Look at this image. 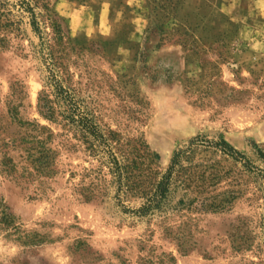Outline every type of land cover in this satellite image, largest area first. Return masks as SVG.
Listing matches in <instances>:
<instances>
[{
    "label": "rangeland",
    "instance_id": "374dc122",
    "mask_svg": "<svg viewBox=\"0 0 264 264\" xmlns=\"http://www.w3.org/2000/svg\"><path fill=\"white\" fill-rule=\"evenodd\" d=\"M53 4L75 42L101 45L83 83L89 76L84 93L104 131L143 139L159 155L158 172L196 134L224 136L248 167L201 152L211 166L202 195L217 207L170 211L166 219L122 213L112 186L81 201L74 185L98 163L80 152L61 157L59 172L34 200L0 174V197L15 221L27 238L41 239L24 244L0 233V264H264V0ZM12 42L0 49V117L9 121L8 102L18 94L19 117L46 125L37 112L40 65L27 39Z\"/></svg>",
    "mask_w": 264,
    "mask_h": 264
},
{
    "label": "trees",
    "instance_id": "16d2710c",
    "mask_svg": "<svg viewBox=\"0 0 264 264\" xmlns=\"http://www.w3.org/2000/svg\"><path fill=\"white\" fill-rule=\"evenodd\" d=\"M159 30L164 33L162 26ZM16 39L29 41L30 54L40 65L42 89L37 112L48 124L37 119L22 120L19 96H11L9 121L0 117V174L27 191L29 199H37L46 191V183L59 172L58 164L64 154L80 152L98 163L85 167L74 185L73 192L81 201L103 197L107 187L112 186L120 211L137 218L157 215L166 219L170 211L182 214L217 207L213 202L207 203L208 198L202 195V184L207 176L211 177V173L206 175L211 166L203 163L201 152L211 150L236 162L245 160L224 136H192L172 151L167 167L158 172L153 166L159 155L143 139H126L111 129L104 131L91 106L92 97L85 96L90 83L89 76L88 82L83 83L86 74H90L87 60L91 55L102 56L99 43L75 42L54 9L53 0H0V49L10 47ZM137 101L141 102L138 96ZM10 153H16L17 159ZM242 165L248 167L245 162ZM178 191L181 195L172 206L171 197ZM131 199L139 200L138 205L129 207L124 203ZM0 233L23 240L24 244L41 242L27 238L2 197ZM169 258L174 261L172 256Z\"/></svg>",
    "mask_w": 264,
    "mask_h": 264
}]
</instances>
